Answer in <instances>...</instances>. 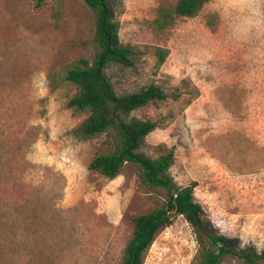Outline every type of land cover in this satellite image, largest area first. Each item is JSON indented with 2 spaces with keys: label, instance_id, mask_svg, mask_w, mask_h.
<instances>
[{
  "label": "rangeland",
  "instance_id": "1",
  "mask_svg": "<svg viewBox=\"0 0 264 264\" xmlns=\"http://www.w3.org/2000/svg\"><path fill=\"white\" fill-rule=\"evenodd\" d=\"M177 1L110 0L121 43L141 52L134 66L105 72L120 93L165 90L166 99L130 114L157 123L140 151L173 149L169 174L178 186L197 182L207 225L260 255L264 0H210L195 16L170 18ZM95 32L84 0H0V264H122L132 217L168 198L135 163L115 178L91 170L114 138L73 133L87 113L67 107L77 89L65 75L79 58H94ZM160 47L168 51L161 65ZM201 249L198 229L178 214L144 264H197ZM221 264L246 262L229 254Z\"/></svg>",
  "mask_w": 264,
  "mask_h": 264
},
{
  "label": "trees",
  "instance_id": "2",
  "mask_svg": "<svg viewBox=\"0 0 264 264\" xmlns=\"http://www.w3.org/2000/svg\"><path fill=\"white\" fill-rule=\"evenodd\" d=\"M94 13L96 32L93 43L96 47L92 60L79 58L71 65L65 80L76 87V92L67 101V107L87 116L73 133L81 140L102 134L113 136L114 150H99L89 163V168L106 177L115 178L126 163H135L141 169V180L149 185L162 186L168 190V198L151 211L134 215L133 234L125 247L122 264H144L147 251L157 234L173 224L178 214L183 215L199 231L202 246L197 264H221L223 259L234 254L246 264H259L264 258V248L258 255L254 251H239L232 247L228 236L209 227L203 219L202 205L195 198L197 182L185 186L174 183L169 169L175 161L173 149L151 157L140 151L144 138L157 127V123L142 118H130V114L152 100L168 97L165 90L151 84L137 91L120 93L116 90L105 69L112 64L132 67L134 58L141 50L121 43L119 23L116 21L110 0H84ZM210 0H178L172 12L166 15L195 16ZM41 7L45 0H33ZM170 21H165V26ZM158 64L165 62L168 51L163 47L157 52Z\"/></svg>",
  "mask_w": 264,
  "mask_h": 264
}]
</instances>
